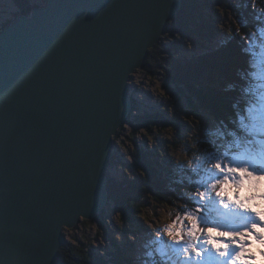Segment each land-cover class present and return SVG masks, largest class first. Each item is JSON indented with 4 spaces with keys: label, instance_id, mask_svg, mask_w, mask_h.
Wrapping results in <instances>:
<instances>
[{
    "label": "water",
    "instance_id": "obj_1",
    "mask_svg": "<svg viewBox=\"0 0 264 264\" xmlns=\"http://www.w3.org/2000/svg\"><path fill=\"white\" fill-rule=\"evenodd\" d=\"M183 0H46L0 32V264H54L105 208L130 79Z\"/></svg>",
    "mask_w": 264,
    "mask_h": 264
},
{
    "label": "trees",
    "instance_id": "obj_2",
    "mask_svg": "<svg viewBox=\"0 0 264 264\" xmlns=\"http://www.w3.org/2000/svg\"><path fill=\"white\" fill-rule=\"evenodd\" d=\"M45 1L16 0V12L0 31L16 16L28 14L33 5ZM140 74L149 83L159 78L170 84L171 96L186 100L190 116L208 112L222 123L225 135L244 139L264 119V0H183L176 18L168 21L166 33L130 79L131 111L113 136L106 206L93 219H81L75 227L63 229L66 236L80 231L66 237L54 264H174L171 255L154 246L143 258L130 256L134 244L117 243V232L112 236L111 210L118 209L131 226L152 202L178 204L183 217L195 213L203 219L201 223L210 219L207 206L215 191L213 183L221 174L215 178L207 172L200 163L201 154L190 164L173 165L156 144H148L158 125L174 128L175 124L164 108L140 103L134 89ZM259 134L262 132L255 136ZM255 136L247 140L259 142ZM92 227L98 231L93 237ZM101 233L110 237V251L93 247Z\"/></svg>",
    "mask_w": 264,
    "mask_h": 264
},
{
    "label": "rangeland",
    "instance_id": "obj_3",
    "mask_svg": "<svg viewBox=\"0 0 264 264\" xmlns=\"http://www.w3.org/2000/svg\"><path fill=\"white\" fill-rule=\"evenodd\" d=\"M16 7V0H0V28L13 16ZM144 78L141 74L137 75L134 80L135 85L133 84L140 103L149 106L155 105L159 109L164 108V111L170 113L173 125L175 124L174 128L172 126L162 128L158 125L150 136L148 144L151 146L156 144L158 152L168 155L173 165L190 164L196 154H201L203 161L200 163L204 164L207 172L213 173V176L217 177L221 173L212 186L216 191L211 195L214 204L212 205L213 211L217 219L213 220V226L206 229H202L203 223L198 222L199 239L192 241V237L188 235L192 228V219L189 220L181 215V207L178 204L152 202L143 209V215L133 221V226L130 225L129 220L128 222L125 218L123 220L118 209L111 210L108 216L112 236L116 232L119 234L116 238L117 243H123L124 239H128V241L139 245V242L143 243V240L146 239L152 241L156 248L165 246L170 249L174 246L176 261L179 264L181 260L187 259V256L191 255L190 251L187 254L184 251L190 241L196 243L197 249H199L201 241L207 240L206 230L216 228L218 232H226L228 235L213 233V239L221 245L230 246V252L232 251L239 258L242 257L243 261L255 258L253 254L243 252L246 246H250L253 253L262 259L264 257V239L262 231L259 230L264 229V225L253 216H250L253 218L239 219L235 213L238 210L241 211V207L245 209L255 204L258 201V196L264 194V142H261V138L256 137L255 134H247L244 139L233 134L225 135L222 123L210 113L202 111L201 116H190L186 109L188 106L186 100L184 98L177 100L171 96L172 86L170 84L162 82L159 78L153 79L149 83ZM253 136L260 141L247 140ZM225 137L226 139H224ZM200 144L203 148L201 152L199 151ZM222 192L225 194L221 195ZM121 226L125 231L124 234H121L123 231L119 230ZM133 230L136 231V238L133 237ZM79 231L78 229L75 232H69L68 238L76 236ZM91 231V237L98 232L96 227H92ZM67 236L65 235V238ZM176 237L180 238L179 241L181 238L187 241V243L181 244L183 247L179 245V251L176 248V245L179 244ZM239 237H244L245 240L243 241ZM249 237L253 239L256 246H251ZM136 244L137 248L131 251L133 256L148 253L147 248L139 247ZM207 245L209 252L215 255L217 249L210 244ZM93 247L100 248L105 252L111 250L110 237L101 233L98 235V239H95ZM217 247L219 250L218 245ZM182 253L184 254L182 255ZM262 263L264 264V259H262ZM229 264H235V262L229 261Z\"/></svg>",
    "mask_w": 264,
    "mask_h": 264
},
{
    "label": "snow or ice",
    "instance_id": "obj_4",
    "mask_svg": "<svg viewBox=\"0 0 264 264\" xmlns=\"http://www.w3.org/2000/svg\"><path fill=\"white\" fill-rule=\"evenodd\" d=\"M198 195L204 196V193H198ZM192 219V228L189 231L188 235L192 237V241H196L199 239L198 232L200 228L198 227V222H203L199 216H196L195 213L190 217ZM264 223V221H262ZM213 233L216 235H228L226 232H218L216 228H209L206 230L207 240L206 243L216 248L217 251L215 255L209 252L207 248H199L192 241L189 242L187 248L184 249L185 254L189 251L191 255L187 256V259H183L179 262V264H229L230 252H220L217 247V241L213 239ZM242 234V233H241ZM179 237H176V241L179 242ZM183 247V245H181ZM179 251V249H178Z\"/></svg>",
    "mask_w": 264,
    "mask_h": 264
},
{
    "label": "bare ground",
    "instance_id": "obj_5",
    "mask_svg": "<svg viewBox=\"0 0 264 264\" xmlns=\"http://www.w3.org/2000/svg\"><path fill=\"white\" fill-rule=\"evenodd\" d=\"M240 210H238L235 215L239 218V219H246V218H256L258 220V222H261L264 221V194L262 195H259L258 196V201L243 209V207L240 208ZM262 214V215H261ZM250 216H253V217H250ZM264 225V223H262ZM240 238V237H239ZM240 239H242L243 241L245 240L244 237H241ZM218 242V241H217ZM217 245L219 246V251L220 252H230V249L231 247L230 246H226V245H223V247H221L220 243L218 242ZM252 246V245H251ZM202 247H208V245L206 244V240L203 239V241H201V246L200 248ZM253 247V246H252ZM243 252L244 253H249V254H254L253 253V250L250 246H246L244 249H243ZM231 254V259L233 262H235V264H240L242 263V259L239 258L235 253H233L232 251L230 252Z\"/></svg>",
    "mask_w": 264,
    "mask_h": 264
},
{
    "label": "clouds",
    "instance_id": "obj_6",
    "mask_svg": "<svg viewBox=\"0 0 264 264\" xmlns=\"http://www.w3.org/2000/svg\"><path fill=\"white\" fill-rule=\"evenodd\" d=\"M225 193H221V195H224ZM259 230V229H258ZM259 231H264V230H259ZM221 235H224L223 233H221ZM249 239L251 240V237H249ZM221 247H223V245H220ZM262 259H264V257H262Z\"/></svg>",
    "mask_w": 264,
    "mask_h": 264
}]
</instances>
